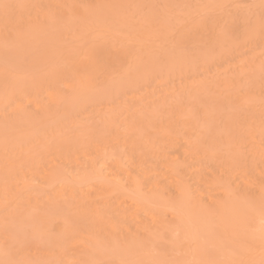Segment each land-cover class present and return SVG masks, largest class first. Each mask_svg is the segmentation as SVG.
Segmentation results:
<instances>
[{
	"label": "rangeland",
	"instance_id": "rangeland-1",
	"mask_svg": "<svg viewBox=\"0 0 264 264\" xmlns=\"http://www.w3.org/2000/svg\"><path fill=\"white\" fill-rule=\"evenodd\" d=\"M97 1L98 0H0V77H1L0 78V89H1L0 91V101H1L0 103V262L5 260H15V261L23 262V264H94L93 262H96L95 259L96 257L97 259L99 258L98 259L99 264H109V263L110 264H201V263L202 264H262V261H264V246H262L261 244L260 237H261V230L262 228H264V218H263L264 216L262 217L263 218L262 220H259V218H257L258 214L261 215V210H260L261 206L260 208L258 207L261 200H258L259 201L258 203L257 198L259 196V199H261L260 198L261 192L259 193L261 188H259L258 190V187L260 186L261 180H262L261 184L264 185V179L263 176L261 177L260 175H258L257 171L262 170L263 171L262 173H264V169L262 168L264 166V161L262 162L263 165H261L260 163L261 169H258L260 165L258 167L257 165L259 163L258 161H261V159L264 157V150H263L264 144H262L264 143V102H263L264 101V84H263L264 83V78H263L264 77V72H263L264 71V45H263L264 27L261 28L262 26H260L259 20L257 21L256 19L257 23L254 22L255 24L254 25L253 21L249 19L250 21L247 22L248 23L251 22L253 27H251V25L249 24L248 26L251 27V30H249L250 27L247 26L248 30L250 31L249 34L247 32L248 34L247 37H249V39L253 38L251 39L252 41L250 40L251 42L249 43V39L246 40L243 37H242L243 41L242 40L238 41L240 32L238 33V37H234L237 39V42L233 38L232 40H230V42L228 40L231 39L232 35H234L238 29H241V27L239 28V26H243L244 29L246 27L245 22L241 23V20L242 21L244 19L246 20V18L248 19V17H246L247 16L246 13L243 14L241 10L240 13H242L243 16L246 15L245 16L246 18L245 17L241 18L242 14H240L241 16L238 15L239 12L238 7L239 9L240 8L245 9V7L252 9L254 7L255 9L256 6L254 5V2L252 0L249 1L247 0L248 2L245 0L246 2L244 3V1L239 0L240 3L239 2L238 3L240 5L238 6V3H236V0H234L233 2L236 3V7L234 8H237L236 12L238 11L236 13L237 14L236 15L237 20H236V16L234 14L235 11L233 12L231 10L233 9V6L235 4L232 6L231 1L230 3H228V7L231 4L232 7L230 10L231 12H233V14L230 12L228 7L226 8L227 6L226 4L225 8L222 7L224 8V10L223 9L221 10V12H223L224 14L223 15L220 12V10H218L217 14H214L213 12L211 13L209 11L208 12L202 11V7L199 6L201 5V3L203 4L202 0L201 2H199L198 0L200 4L196 2V0H191V1L180 0V2L178 0L175 1L174 0H139V1L136 0L138 1V3L141 2L140 5H138L135 0H130L131 2H129V0H126L128 2L127 3L128 5L125 6V8L127 7L128 10L124 9V7H122L120 4V0H118L117 4L119 3L120 8L125 11L123 12L121 11V9L119 10L123 13V17H126V15L124 16V14L127 11H131V9L132 10L134 9L132 7L134 5L137 12L135 10L133 12L139 15V17L141 16L142 18V16L144 17L146 15V17L149 16V18L151 17L152 19L156 16V19L155 20L153 19L154 21L158 19L160 22L163 21V24L165 23L169 24V27L171 26L173 28L175 26L173 29H171L174 31L177 29L176 28L178 26L177 22L179 23V19L177 20V17L179 16L180 19L182 18L183 21L182 23V21L180 20V22L183 24L181 25L182 26L181 30L183 32L180 31V34H183V36L182 35H181L182 37L179 36V39L182 40L185 37H187L186 34H189L188 38H190V36H193L194 38V40L193 38L192 39L190 38L191 41L192 40L194 41V44L192 43V45H189L190 47L187 46L186 44L187 39L185 38L186 41L185 44H183L184 47L176 46L174 49L172 48V42L167 41V44L171 46L170 48L162 47L163 48L162 52H164V50L166 52V55L164 53V57L161 56L162 52L160 50L162 45L160 44V41L158 44L161 46L156 44L157 46L160 47L159 49V47H153V46L151 48L150 46L149 48L148 46L145 48L146 46L145 44L148 45L150 43V42L147 43L145 41L146 39H144V43H143L144 47H142V45L141 47L139 45L136 46L137 43L141 44V42L139 43V41L138 42L136 41V44H131L130 46L129 44L132 43L131 41H133V39H131L127 47L130 50L134 51L133 53H131L133 54V56L134 53L137 52V55L136 53L135 55L137 56L136 57L137 60L140 57L139 60L141 59L140 62H142L140 63L139 61L137 62L135 57H133L134 62H132V56L130 55H129L130 57L128 56L130 60H128L127 59L128 53H125V51H124L125 53L124 55H126V59L124 55L120 53V50L118 51L120 54L119 53L115 54L116 51L115 52L111 51L114 48L112 49L106 48V51L105 50L104 52L102 51L103 55H101L100 53L102 47L100 48L97 45L100 43L102 44L104 35L107 34L101 32V36L103 37V39L101 40L100 35H99L100 37L95 35L96 33H98V31H96L92 35L90 29L89 31L87 29L88 35L85 36V39L86 38L88 39L85 40L82 37V39L85 40L86 42L82 44V42L79 41L82 45H79L78 42L79 48L78 46H77L78 49L76 48L77 43L75 39L78 40L77 38H79L80 35L76 36L78 32L76 33V35H74L75 32L73 31L75 30V28L73 30L66 27L67 21H69L68 22L69 25L67 26L71 28L72 25H70V21L72 23L73 20L78 19L80 16V15L78 16L79 13L82 14L83 17L85 18L88 17L87 13L90 14L91 11L95 12V7L93 8V6H96L95 3ZM103 1L106 2V0ZM187 1H189L190 3ZM191 2H193L192 3L193 5L195 4L194 10H196V7L198 5V10L200 9L199 10L200 14L204 12L206 19L204 17V14H202L199 15V19L197 16H193L195 17L194 19L195 21L191 17L190 20L192 22L191 21L185 22L184 17L187 18L185 14H187L186 12H188L189 10V9L187 10V4L190 5ZM205 2L206 0H204V3ZM103 4L104 3L102 2V4L100 3V6H98V8L102 6L101 9L102 12L106 11L105 9L103 10V8L106 7V5L104 6ZM4 5H10L12 7L5 8ZM114 5H115L114 2L113 4L111 3V7ZM180 7H182L181 13L184 14H180ZM113 9L114 7L112 8V11L114 12ZM191 9H193V6L191 7ZM252 9L250 11H252ZM225 10H227V13L225 12ZM246 10L245 12H247ZM141 11L143 15L141 14ZM158 11H159V16H157ZM177 11L179 14H176ZM97 12H95V14H97ZM108 12L109 10L107 9V14L109 15ZM133 12H130V14ZM105 13L106 12H103V15ZM116 13L119 12L117 11ZM136 14H134V20ZM175 14L177 15L176 18H174ZM192 14L189 15L188 18H190ZM210 14H214V15L213 16L211 15L210 18ZM219 14L220 16L223 15L222 22L219 21V17H220ZM252 14L254 15V13ZM193 15H197V12H195V14ZM227 15H229L228 18ZM253 15H252L253 18L252 17L251 18L252 19L256 18V16L254 15L255 16L254 17ZM46 16H48V20H50L49 22L52 25L51 27L52 29H50V32L48 26H46L47 22H45L46 23L45 26L43 25ZM90 16L91 14L89 15L88 18H90ZM99 16L102 17L101 12ZM109 16L111 17L113 16V14ZM128 16L131 15L128 14ZM263 16L264 15L261 14V16L258 17V19H263L260 20V23L263 22V26H264ZM93 17L95 18V15H93ZM14 18L15 19L19 18V19L15 20ZM53 18H55L56 21L57 19L58 20L64 18L65 19L64 22L63 20H61V22L58 23L60 27L57 26L54 28ZM113 18L115 19V16H113ZM138 18L136 22L141 23L142 21L141 18L140 21L138 20ZM80 19L81 16L78 19V21H80ZM215 19L216 20L218 19L217 22L215 21ZM206 20L210 21V23L207 22ZM213 20L215 21L216 24L213 22ZM225 20H227V22ZM175 21H177L176 24ZM228 21L230 24H228ZM190 22L192 26L191 24H188ZM237 22L239 23L238 25ZM62 23L63 25H61ZM207 23L209 24V26L207 25ZM213 23H214L213 26L216 25L219 26V27L217 26L219 30V32H217V35L215 34L217 28L215 29V27L212 28L213 26H211V24ZM226 23L227 25L224 26V24ZM87 24L89 25V23ZM257 24H259L263 35L260 34L261 31H259V26ZM42 25L43 28L46 27L49 33L48 34L47 31L46 32L44 31L45 37L47 36V34L49 38L50 37L52 38V36L54 37V39L52 40L53 47L50 46V44H47L49 48L47 46V50H46V46L44 45L46 52H48L49 50L52 51L54 49V46L55 48H57V50L58 49L59 51L62 50L60 51L59 55L57 54L59 51H56L57 53H55V51L52 52L53 56H50L49 59L50 63H48V61H43V59H41L42 54L40 55L37 51L40 49V47L42 48V51H45L42 44H44V41H46L47 38L45 39L43 35L44 37L43 43L41 42L39 43V41L38 43H36L37 41L36 37H39L38 40H40V36L42 38V35H40V33L38 35L37 33V36H35L36 34H34V32H36L34 31L36 30V27L39 26L40 28ZM55 25L57 24L55 23ZM222 25L223 27H221ZM232 25H235L236 27L234 26L232 27ZM189 26L190 28L193 27V29L190 30V33L188 30ZM203 26H206V28L205 27L203 28ZM169 27L167 28L169 29ZM43 28L40 30V32L43 30ZM184 28L185 30H188L186 34ZM200 28L201 30L199 31ZM209 28H210V32L214 30V33L211 32L210 34H207ZM101 29L98 28L99 31ZM179 29L180 26L178 28V31L176 32L172 31L174 36L172 40L174 39L173 43L175 45L176 43L182 44V41H180V43L178 42L179 40L176 41L177 39L176 36L179 33ZM253 29L255 31H253ZM55 30L57 35L55 32H52ZM95 30H97V28ZM196 30L199 33L200 37H198V33L196 32ZM225 30L228 32V35L227 32L224 33ZM229 30L231 32V37L229 36L230 35ZM160 31L163 32L162 29H160ZM168 31L166 33H168ZM201 31L203 32V34L206 33L207 31L206 35L205 34L201 35ZM218 33H220L221 38L219 37ZM164 34L161 35V39L162 36L163 39L165 38ZM254 34L255 36L257 34L258 36L257 39L255 37L256 39L255 44L258 43V45H256V48L254 44ZM212 35L216 38L214 37L212 38ZM236 35L237 34H235V36ZM111 36H109L110 38L108 39V44L110 43L109 40L111 39ZM116 36H118L119 40L122 37V36L119 37L120 35L117 34ZM92 37L93 38L97 37V38L92 40ZM205 37L206 40L203 39ZM226 37L228 39H226ZM260 37L263 39H261ZM56 38L58 40L57 43L61 41L58 47L57 44H54ZM156 38H157V33H156ZM97 39H99V41L101 40L100 43H98ZM94 41H96V44H93ZM200 41L202 42V44ZM219 41H221L220 45H219ZM231 41H233L232 42L233 45L235 44L233 47H237V46L239 47L238 51L236 48L234 49L233 47L229 48V46H232V44H230ZM210 42L214 46H212ZM244 42L245 44L246 43L247 44L244 45ZM34 43L37 46L35 48L36 51L35 49L34 50L32 49L33 46L35 45ZM74 43L75 46L72 45ZM197 43L198 45H195ZM39 44L42 46H40ZM66 44H68L67 45L68 48H70V46L72 47V49L74 48L73 52L75 53H76V51H74L75 48L77 49V52H79L78 50H80L81 51L80 56L82 57L80 56L79 58L77 57L78 60L76 58L75 61L73 59V63H72L71 57L73 56L71 55H73L72 54L73 52L72 49L70 51L66 47ZM216 44H218L219 46L227 45L228 47L227 46L225 47L226 50L225 48L220 47V49L223 48L222 50H220L218 49L219 46H217ZM30 45L31 47L29 51L27 49V52L25 53L24 49L29 47ZM125 45H127V43ZM206 45L207 46L210 45V47H207ZM114 46H115V50L119 49V46L116 48V44H114ZM252 46H254V48H252ZM99 48L100 51L98 52ZM144 48L146 51H149L148 49L152 51L147 52V54L143 56L142 54L144 53ZM166 48L167 50L168 49L169 50L166 51ZM188 48H190V50H187ZM192 48L194 49L192 50ZM85 49H87V51H85ZM123 49H124V45H123ZM129 49L127 51H129ZM180 49L181 51H177ZM232 49L234 51L233 53L231 51ZM42 51L39 52L41 53ZM154 52H156V54ZM220 52H222L223 55L225 53L227 54V57H225L226 60L222 55L223 58V60L221 58L222 62L218 59L221 56ZM228 52L232 54L230 55ZM54 53H55V57L58 55L56 58L57 60L54 57ZM67 53L69 58L67 57ZM185 53L186 56L184 57ZM47 54L52 55L50 53ZM138 54H140L139 57ZM148 54L152 55L150 56L151 59L149 58L150 61H147L148 59L146 61H143L145 60V58L148 57ZM176 54L179 55L178 59L176 58L177 57ZM159 55L160 57H158ZM194 55L195 57H193ZM216 55L218 56V58ZM113 56L114 57L118 56V58H116L117 68L115 69L116 70L118 69V71L120 69L119 72L122 71V73H119L115 69H113L115 63H113L114 65L113 64L110 65L109 69L107 68L106 62H104V60L107 61V63L109 62V59L113 61ZM119 56L121 57L120 59ZM153 56H156L158 60L155 61V58ZM171 56L174 58L175 62L177 61V63L174 62V65H176L174 67L175 69L173 68L172 65L174 60L173 59L171 60ZM52 57H54L53 61H51ZM83 57H85V60L83 59ZM90 57L93 58L90 59ZM165 57L167 60L165 59ZM18 58L19 60L15 62V60H17ZM80 58L82 59L83 62L87 63L89 61L87 63V65L89 66L91 62L94 65L95 64L97 65V67L95 66L96 67V70L94 71L95 73H93L91 72V69H93L92 68L93 64H92L89 73V78L87 75L88 81L86 82V86L87 84L89 86L83 87L84 84H81L80 85L81 88L83 87L82 91L79 90L81 89L80 86H78V84L74 82V80L76 81L75 79L76 74L74 75V73L75 72L77 73L79 70H81V68H78V66L80 65L79 62L77 64H75L74 62L77 61L81 62ZM94 58L95 59L98 58V60L92 61V59ZM185 58L186 61L184 63L183 61L185 60ZM203 61L205 63H203ZM214 61H216V63H218L219 61L218 63L219 66L218 64H215ZM64 62H65V66L68 65V62L72 63L73 67L71 66V64H69L68 70L70 69L69 67H71L70 71L72 72L71 75L72 76L74 75V79H71L72 76H70L69 72H67L68 75L66 74V71L68 70L67 67L64 68ZM83 62H81V64H83ZM201 62H202V66H201ZM100 63L102 64V66H100ZM84 64H83V68H86L85 67L86 64L85 65ZM118 64L120 65L119 68H118L119 66ZM32 65L33 67H31ZM190 65L192 66V68ZM103 66L104 67L106 66V70L108 71L103 72L101 69L103 68ZM55 67L57 68V70ZM177 67L179 68L176 69ZM203 67H206V69L204 70ZM9 68H11L10 69L11 71L9 70ZM75 68H77L78 71L73 70ZM111 68L112 71L110 72ZM121 68L124 69L121 70ZM249 68L252 70L250 71ZM138 69L140 70L139 72H137ZM103 70L105 69L103 68ZM184 70L186 71L188 70L187 74L186 71L184 72ZM253 70L255 72H253ZM134 71L135 73L137 72V74L134 75ZM157 72L160 74H158ZM161 72H163L162 75ZM140 73L142 74V76ZM123 74L124 75L126 74L125 80H124V76L122 77ZM7 76H9V78ZM10 76L12 77L10 78ZM244 76H245V80H244ZM119 78L123 80L120 81ZM146 78L147 80H145ZM240 78L241 80L244 81L242 82ZM69 79L73 81L70 83ZM82 79H84V77ZM46 82L47 84H45ZM67 82H69V85H67L68 84ZM258 82L261 84H258ZM50 84L53 86L52 87L53 89L54 86L57 89V91L55 89L53 91L50 88V90L53 91V94H55V96L54 95L52 96V92L50 90L49 91L47 90V88L49 89V87H51ZM73 84H75V86ZM34 88H37L36 92L34 91L35 90ZM261 88H262V92H261ZM83 90H85V92H83ZM254 91L257 93L255 94ZM49 92H51V96H52L51 98L54 97L55 101L54 98L52 101L51 99L46 98L47 96H49L47 95V93ZM260 92L261 94H259ZM12 94L13 96H15L14 98ZM10 96L12 97L9 99ZM5 98L8 99L4 100ZM43 98H45L46 100ZM40 99L43 100L41 101ZM48 99L50 103H47ZM256 99H258V101H256ZM39 100L41 102H37ZM56 101L58 103H56ZM18 104L19 106L21 105L19 108L17 106ZM25 104L26 105L29 104V105L26 106ZM66 105L68 107L70 106L71 108L70 107L67 108ZM16 108L18 109L14 111V109ZM63 108L66 111L65 110L63 111ZM13 111L15 114L13 113ZM257 123L258 126L260 125L258 128L256 127ZM12 126L14 127L12 128ZM180 132L181 135H179ZM252 132L253 134H251ZM177 135L178 138L176 137ZM251 137L253 138V140L251 139ZM206 139L208 140V142L206 141ZM190 140L191 141L194 140V143L193 141L190 142ZM192 147L194 148L192 149ZM241 148L243 149L241 150ZM261 149L263 151L262 152L263 155L260 153ZM157 150L159 151L158 154H156ZM191 150L193 151L191 152ZM225 151H227L229 155L227 156V158L230 163H228L227 158H225L227 155ZM221 152H225L223 156H222L223 153ZM212 154H214L213 155L214 157L212 156ZM221 156L224 157V162ZM127 158H128V162H127ZM240 158H242L243 160V161L239 160L241 167L239 163L237 166V160ZM95 159L96 162L94 161ZM133 160L135 163L133 162ZM170 160H172L171 163H169ZM137 163H139V165ZM221 163L223 166L221 165ZM242 163L245 165H243ZM142 164L144 165V169ZM178 164L180 165V168L178 167ZM253 164H256V166H253ZM115 165H118L117 167H119L118 169L120 170V172L118 173H122L120 175L122 178L121 181L123 180L122 184H124L123 182L126 183L125 181L126 174H127V179L129 177L128 176L129 173H131V177H132V173L137 176L136 179L139 182H141V189H140L141 194L143 191L147 192V190L156 183H160L161 185L164 184V186L166 185L165 190L159 189V192L157 191L154 192V194H150V195L146 194L145 196L147 197V200L149 198L150 212L152 209L153 211L155 210V212L160 211L161 214H159V216L161 215L162 219L159 218V222L161 221V223H163L167 221V229H169V231L165 233L166 234L168 233L167 235H169V237L167 238L169 240L164 239L165 234H162L161 232L156 233L155 237L157 236L158 238L159 233H161L163 236L162 238H161V234L159 235L158 239L154 237L156 240L153 238L154 240L147 239L148 240L147 241L146 240L147 237H146L144 238L146 240L145 242L144 240H142V238H140L139 240V237L136 236V234H134L135 238H133L134 237L133 234L131 235V237L130 236L128 237L127 234H130L128 233L129 229L132 228V230L130 231L131 233H135L137 231L136 229L137 225L135 224V222L138 217H135L134 214L137 211V208L139 209V206L136 205L137 204L136 200H133L135 199V197L137 198V196L135 195V197H132L134 195H132L131 192H127L128 189L124 188L123 192H121L122 191L121 190L119 193V190L117 189H118V185L121 184V181L120 182L118 181L119 184L117 185L115 182L111 183V181L107 178L108 180L104 181L106 189L104 188V184L102 180H104L105 175L111 174L109 173V169L110 172L112 171V168L113 171L117 169ZM247 165L248 167L252 168L253 166L255 168V169L252 168V171L251 168L248 170L251 176L254 175L255 172H256L255 176L256 175L259 176V178H257V176L255 178L252 176L253 179L251 181L252 182L257 181V183L254 182L256 183L254 184L256 188L254 187L251 189L249 188L247 189L245 179L249 181L250 178L246 167L243 168V170L246 169V171L241 173L242 167ZM100 166L102 167L100 168ZM228 166L230 167V169L228 168ZM94 168L96 171L94 170ZM132 168L134 172H132ZM226 168L228 169L226 170ZM92 169L94 170L95 173L93 172ZM171 169L172 170L175 169V173H176L175 176L171 175L173 174V172L171 174L169 173V170ZM177 169L179 170V172L183 173V178L185 174L188 173L187 177L185 176L186 179L188 177L189 179L190 178L192 179L190 181V184L193 183V185L191 186L192 187L191 198L195 201H193L191 198L189 200L187 199V197L186 198L179 197L177 198V200H174L175 198L173 197L172 200L176 202V207H177L174 210V208L171 206L172 204L173 206H175V204L172 202L170 198L171 201L170 202L171 205H170L168 199L169 196L174 195L176 192L174 189L176 188L177 179H179V177L177 176V172H178ZM253 169L256 170L254 171V173H252ZM234 170H236V172H234ZM87 171H88V175H90L89 177H91L92 179V182L91 180H88L87 182V177H88ZM165 171H167V174H169V176L165 177L164 175V173L166 174ZM226 171L228 172L226 173ZM102 172L103 173L106 172V173L102 176L103 178L100 180V177L98 178V176H101L103 174ZM238 173H240L239 175L240 177L238 176ZM189 174H191L192 176H190ZM63 175L64 177L67 176V178H63ZM155 175H157L156 180H155ZM180 177L182 178V175H180ZM232 177L235 178L236 181H234ZM163 178L165 179V181ZM226 178H228L230 182H227L228 180ZM79 180L80 181L83 180V182L80 183ZM219 180H222L223 182L226 181V183L223 182L221 183V181L219 182ZM89 181H90V185H89ZM143 181H145L144 184ZM206 181L207 182L209 181V183H207ZM43 182L44 185H42ZM171 182L173 183L175 182L174 185H172L173 183ZM40 183L41 186L38 185ZM92 183L95 184V186L97 187L96 189L94 188V184L91 185ZM229 183L230 185H228ZM83 184L85 185V187H83ZM115 185L117 188L115 189L116 191H114ZM127 185L128 184H126L125 186ZM225 185H227V187L224 188ZM239 185H240V189L238 188ZM247 185L249 186V182L247 183ZM81 188L82 189L88 188L87 196L85 193L86 196L85 199L81 197L82 195H80V193L82 194ZM153 188L158 189L156 187ZM119 189H121V187H119ZM203 189H205L204 193L202 192L204 196L200 191ZM59 190H64L62 191L63 194L61 192L59 194ZM228 191H230L229 193L231 194L233 193L232 194L233 196L235 194L236 196L235 199H233V196L229 194ZM124 192L127 194H125ZM149 192H151V189ZM161 194H163V196ZM237 194H240V196ZM142 196H144V193ZM252 196L255 197L254 201ZM101 197L103 198L102 201L100 200ZM106 198L108 201L106 200ZM230 198H232V200ZM78 199L80 200L79 202ZM81 199H84L85 201L87 199V201L85 202L84 200ZM224 199H225L224 201L225 204H227V201L229 200L228 206L224 205V208L221 207L218 208L219 203ZM119 201H120L119 203L120 206L118 205ZM150 201L153 204H151ZM246 201H248L249 205L247 204ZM207 202L208 204H206ZM257 203L258 205H256ZM209 204H212V206H209ZM229 204L230 206H232L231 204H233L234 206L230 207ZM142 206L140 205V208H142L141 211L144 213V216H143V223L140 224H143L145 226V224L148 223L147 225V227L149 226L148 230L150 228L151 231V227H153L152 222L149 225L150 222L148 221L145 222V220L149 219L152 213H149V211L146 209L147 207L145 208V205ZM254 207H257L256 210ZM160 208H162V210ZM182 210L186 211L187 217L189 214L192 213V211L195 212L196 216L198 213V216L195 218L196 221H194L193 219L194 214L193 216L189 215V217H192L193 219L191 221L195 222V223L190 222L188 224L190 228L188 227L187 224H185V226L181 225L180 227H178L177 215H180ZM257 210H259V213ZM253 211H255V213L257 212V214L254 215ZM85 213L89 219L85 215L82 216ZM145 213L146 214L149 213V215L148 214L146 215ZM132 216L135 218L133 219ZM145 216L146 218H144ZM176 216L177 218L175 221L174 217ZM94 217H95V221H94ZM92 219L93 222L91 223L90 220L92 221ZM127 221H129V223H126ZM249 222L251 223V227ZM259 222L261 225L259 224ZM73 223L75 226L73 225ZM102 223L103 226H101ZM256 223L259 225L257 226ZM131 224L132 226H129ZM191 224H194L193 225L194 227H192ZM59 225L62 227V230L60 232L59 231L57 232V228L60 227ZM78 227H80V229ZM99 227L100 228L104 227L105 229L104 230L102 228L99 229ZM142 227L143 226H141V228ZM184 227L186 229L182 231ZM63 228L65 229L66 232L63 231L64 230ZM82 228L84 231H81ZM112 228L113 231H111ZM252 228H253V232L251 237L250 232L252 231L251 230ZM152 230L156 232L157 226L154 227ZM170 230L172 231L174 230L177 233V234L175 233L177 236L176 240H175L176 238L175 234L173 236L174 239L173 237H172L173 240L171 239L170 235L172 233L171 234L169 233ZM185 230L187 236L184 233ZM193 231L195 232L197 238L196 236H194ZM145 232L147 233L149 231L146 230ZM190 232L191 234L188 235V233ZM254 232H256L258 236L254 235ZM121 235H123V237H121ZM115 236L117 237L116 240H115ZM139 236L142 237V234ZM255 236L258 237L257 240L259 241L255 242L256 241ZM249 237H251L252 239H250ZM159 239H161V241ZM95 240L97 245H95V248L93 246L94 250L96 249V252H94V254L98 253V256L94 255L95 256L94 257L93 249L92 251L90 250V252H92V256L93 259H95V261L93 260V262L89 263L90 260L88 261L86 257L85 259L82 258L83 256L82 251L86 247L87 249L92 248V246L88 247V244L90 243V241H92L91 244H93L94 243L93 241ZM113 241L115 242V244L113 243ZM163 241L167 246H165V244L162 245ZM159 243L162 248L160 247ZM179 245L181 247V250L177 249V247L179 248ZM164 246H165V251L167 250L166 252H164ZM189 248L191 252H189L188 250ZM160 250L163 251L164 254L163 252L160 253L161 252ZM162 254L164 258H162L163 256L161 257ZM88 256L89 254H87V257ZM248 256L250 258H247ZM193 257L195 262L192 260ZM207 258L209 261L206 260ZM90 259H92V257ZM188 259L190 260L188 261ZM198 259L200 262L198 261Z\"/></svg>",
	"mask_w": 264,
	"mask_h": 264
},
{
	"label": "bare ground",
	"instance_id": "bare-ground-1",
	"mask_svg": "<svg viewBox=\"0 0 264 264\" xmlns=\"http://www.w3.org/2000/svg\"><path fill=\"white\" fill-rule=\"evenodd\" d=\"M98 1H99V4H98ZM95 4H96V6H93V8L95 7V12H97V14H95V12L94 11H91L90 12V14H91V16H90V18H88L89 17V13H87V16L88 17H83V15L82 14H78V16L80 15L81 16V19H80V21H78V19L80 18V16H79V18L78 19H75V20H73L72 21V23H71V21H70V25H72L71 26V28L70 27H68L67 25H69L68 24V22L69 21H67V20H65V21H67V25L66 24H64V25H66V27L67 28H69V29H73L74 30V28H75V30L73 31V32H75V34L74 35H76V33L78 32V34L76 35V36H78V35H80V37L79 38H77L78 40H76L75 39V41H76V48H77V46H78V42L79 41H81L82 42V44L84 43V42H86L85 40H87L88 38H86L85 39V36H87L88 35V31H89V29H90V32L92 33V35L96 32V31H98V33H96L95 35L96 36H101V32L102 33H106L107 35H104V39H103V37L101 36V40L103 39V41H104V44H103V41H102V44L100 43V41H99V39H97V41H98V43H100V44H98L97 46H99L100 48L102 47V50H101V55H103V53H102V51L104 52V50L106 51V48H109V49H112V48H114V49H112L111 51H116L115 52V54L116 53H119L118 51L120 50V53H122V55H124L125 53H128V55H127V59L128 60H130L129 58H128V56L130 55V56H132V62H134V59H133V57H137L136 55H137V52H135L136 53V55H135V53H134V56H133V54H131V53H133L134 51L133 50H130L127 46H128V43L131 41V39H133V41H131L132 43H130L129 45L131 46V44H136V41L138 42L139 41V43L141 42V44H136V46H140L141 47V45H142V47H144V45H143V43H144V39H146L145 41L148 43V42H150L148 45L147 44H145L146 46H145V48L148 46V48H149V46H150V48L153 46V47H159V46H161V52H162V50H163V48H165V47H167V48H170V46L171 45H168L167 44V41H169V42H172V48L174 49L176 46L178 47V46H181V47H184L183 46V44H185V41H186V39H187V41H186V44H187V46H189V45H192V43L194 44V38H193V36H190V38L192 39L193 38V40L191 41L190 40V38H188V36H189V34H186V32H188V30H189V33H190V30L191 29H193V27H191L190 28V26H189V28H188V30H185V28H184V30H185V34L187 35V37H185L184 39H182V40H180L179 39V36L180 37H182L183 36V34H180V31L181 32H183L182 30H181V28H182V26L181 25H183L182 23H183V21H182V18L180 19V17L178 16L177 17V20L179 19V23L177 22V21H175V24H176V22H177V24H178V26L175 28L176 30H171V29H173L171 26L169 27V24H163V21L162 22H160L158 19L156 20V21H154L155 19H156V16L154 17V18H152L151 19V17L149 18V16L148 17H146V15L143 17L142 16V18H141V16L139 17V15H137L136 13H134L133 11L135 10L136 11V9H135V7H134V5L132 6L134 9L132 10L131 9V11H127L125 14H124V16L126 15V17H123V13L121 12V11H123V12H125L123 9H121L120 8V5H119V3L117 4V2H118V0H106V2H104L103 0H102V2L104 3L103 5L105 6L106 5V7H104L103 8V10L105 9L106 11H103V12H106L104 15H103V12L101 11V9H102V6L100 7V8H98V6H100V3L102 4V2H101V0H98ZM136 1V0H135ZM139 1V0H138ZM138 1H136L137 2V4L138 5H140L141 4V2H139L138 3ZM175 1V0H174ZM179 2H180V0H178ZM186 1V0H185ZM191 1V0H190ZM230 1H231V3H232V6H233V9H231V4L229 5V7H228V3H230ZM234 0H206V2L204 3V0H202V2H203V4L201 3V5H199L200 7H202V11H209V12H213L214 14H217V12H218V10H220V12H221V10L223 9L224 10V8H225V5L227 4V6H226V8L228 7L229 8V10L231 9L233 12L235 11V16L237 15L236 13L238 12V15H240V14H242V13H240L241 12V10H242V12H243V14L244 13H246V17H248V19L245 17V16H243V14H242V16H241V18H246V20L244 19L243 21L241 20V23L242 22H245V24H246V27H245V29L243 28V26H239V28L241 27V29H238L236 32H235V34H237L236 36H235V34L234 35H232V37H231V32H230V30H229V36L231 37V39H228L229 38V36H228V38L226 37V39H228L229 40V42H230V40H232V38L234 39V40H236V42H237V39L236 38H234V37H238V33L240 32V36H239V39H238V41H241L242 40V37L244 38V39H246V40H248L249 39V37H247L248 36V34H249V30H251V27H253V25H252V23L250 22V23H248L247 21H250V20H252L253 21V24H254V22H256L257 23V21L259 20V24H260V26H262L261 28H263L264 26H263V22L262 23H260V20H263V19H258V17L259 16H261V14L262 15H264L263 14V11H264V0H252L253 2H254V5L256 6L255 7V9H254V7H253V9L252 8H246L245 7V9L244 8H240L239 9V7H238V11L236 12V10H237V8H234V7H236V3H238L239 2V0L237 1L236 0V3L235 2H233ZM241 1H244V3L247 1H245V0H241ZM249 1V0H248ZM247 1V2H248ZM113 2L115 3V5L114 6H112L111 7V3L113 4ZM123 2V3H122ZM129 2H131L130 0H129ZM159 2V1H158ZM162 2H165V1H162ZM187 2H189V1H187ZM196 2H198V0H196ZM199 2H201V0H199ZM198 2V3H199ZM110 3V4H109ZM128 2L126 1V0H120V4H121V6L122 7H124V9H126V10H128V8L126 7L125 8V6H127L128 4H127ZM190 3V2H189ZM193 2H191V6L189 5V4H187V10H188V12H186L187 14H185V16H187V18L186 17H184L185 18V22H187V21H191L190 19H191V17H192V19L194 20L195 19V17H193V16H197L198 17V19H199V15H202V14H204V12L202 13V14H200V9L198 10V5H197V7H196V10H194L195 9V7H194V5L192 4ZM240 3V2H239ZM238 3V6L240 5ZM243 3V4H244ZM28 4H29V1H28ZM132 4V3H131ZM134 4V3H133ZM137 4H136V6H137ZM160 4V3H159ZM175 4V3H174ZM197 4V3H196ZM200 4V3H199ZM252 4V3H251ZM27 5V4H26ZM117 5H118V7H117ZM157 5V4H156ZM186 5V4H185ZM107 6H108V8H107ZM178 6V5H177ZM188 6H189V8H188ZM193 6V9H191V7ZM257 6H258V8H257ZM22 7V6H21ZM27 7V6H26ZM29 7V6H28ZM114 7V12L112 11V8ZM222 7H224V8H222ZM250 7V6H249ZM110 8H111V11H110ZM118 8V9H117ZM183 8H184V6H183ZM186 8V7H185ZM107 9L109 10V15H111V14H113V16H115V19L113 18V16H109L108 14H107ZM121 9V11H119ZM138 9V8H137ZM178 9H179V7H178ZM181 9H182V7H180V14H184V13H181ZM247 9V10H246ZM252 9V11H250ZM172 10V9H171ZM194 10V11H193ZM211 10V11H210ZM228 10V11H229ZM231 10H230V12H231ZM245 10L247 11V12H245ZM249 10V11H248ZM256 10H257V12H256ZM119 12V13H116V12ZM194 13H193V12ZM215 11V12H214ZM258 11H260V12H258ZM94 12V13H93ZM100 12H101V14H102V17L101 16H99L100 15ZM130 12H133V13H131L130 14ZM137 12V11H136ZM157 12V11H156ZM195 12H197V15H193V14H195ZM206 12V13H207ZM225 12L227 13V10H225ZM233 12H231L232 14H233ZM114 13H115V15H114ZM139 13V12H138ZM161 13H162V10H161ZM193 13V14H192ZM199 13V14H198ZM222 14H223V12H221ZM248 13H249V16H248ZM252 13H254V15L256 16V18H254V19H252L253 17H252ZM261 13V14H260ZM99 14V15H98ZM128 14L129 15H131V16H128ZM134 14H136V16H137V18H138V20L140 21V18H141V23H137L136 21H137V18H136V16H135V20H134ZM141 14L143 15V13H142V11H141ZM176 14H179L178 13V11H177V13ZM175 14V17L174 18H176V15ZM192 14V16H190V18H188L189 17V15H191ZM214 14H210V18H211V15L213 16ZM257 14H258V16H257ZM77 15V14H76ZM93 15H95V18L93 17ZM97 15H98V17H97ZM106 15V16H105ZM119 15H120V17H119ZM155 15H156V13H155ZM224 15V14H223ZM223 15H221L220 16V14H219V21L220 22H222V19H223ZM229 15H230V13H229ZM229 15H227V18H228V16ZM253 15V16H254ZM128 16V17H127ZM157 16H159V11H158V15ZM162 16V15H161ZM183 16V15H182ZM208 16H209V13H208ZM234 16V15H233ZM254 16V17H255ZM110 17V18H109ZM132 17H133V19H132ZM204 17H205V14H204ZM203 17V18H204ZM250 17V18H249ZM252 17V18H251ZM8 18V17H7ZM56 18V17H55ZM55 18H53V25H54V28L55 27H60V25L58 24V23H60L61 22V20H63V22H64V19H61V20H58L57 19V21H56V19ZM87 18H88V21H87ZM116 18H117V21H116ZM162 18V17H161ZM160 18V19H161ZM173 18V19H174ZM202 18V17H201ZM217 18H218V16H217ZM232 18V17H231ZM263 18H264V16H263ZM15 19V18H14ZM16 19H19V18H16ZM15 19V20H16ZM107 19V20H106ZM154 19V20H153ZM205 19H206V17H205ZM239 19V18H238ZM250 19V20H249ZM256 19H257V21H256ZM162 20V19H161ZM180 20L182 21V23L180 22ZM218 20V19H217ZM217 20L215 19V21L217 22ZM236 20H237V16H236ZM50 20H48V16H46V18H45V20H44V26L46 25V23L45 22H47V25L46 26H48V29H49V32H50V29H52L51 27H52V25H51V23L49 22ZM56 21V22H55ZM59 21V22H58ZM170 21V20H169ZM195 21V20H194ZM207 22H209L210 23V21H208V20H206ZM215 21L213 20V22L215 23ZM226 22H227V20H225ZM224 21V22H225ZM231 21V20H230ZM49 22V23H48ZM77 22H78V24H77ZM91 22H92V24H91ZM158 22V23H157ZM160 22V23H159ZM192 22V21H191ZM191 22L190 23H188V24H191ZM236 22V21H235ZM239 22V21H238ZM237 22V25L239 24ZM55 23L57 24V25H55ZM87 23H89V25L87 24ZM214 23L213 24H211V26H213L214 25ZM219 23V22H218ZM216 24V23H215ZM220 24V23H219ZM228 24H230L229 23V21H228ZM251 25V27L250 26H248V25ZM259 24H257L258 26H259ZM43 25L39 28V26H37L36 27V30H34V31H36V32H34V34H36L35 36H37V33H38V35H39V33H40V35H42V38H41V36H40V40H38L39 39V37H36L37 38V41H36V43H38V41H39V43L41 42V43H43V40H44V37H45V35H44V31L46 32L47 31V29H46V27L45 28H43ZM51 25V26H50ZM61 25H63V23L61 24ZM88 25V26H87ZM207 25L209 26V24L207 23ZM227 25V23L226 24H224V26H226ZM255 25V24H254ZM256 25V26H257ZM74 26V27H73ZM172 26H173V23H172ZM179 26H180V29H179V33L177 34V36H176V41H178L179 43H180V41H182V44H178V43H176V45L173 43V40H172V38H174V36H173V32H176V31H178V28H179ZM191 26H192V24H191ZM217 26L218 25H216V26H213L212 28H214L215 27V29L217 28ZM236 27L235 25H232V27ZM250 27V29L248 30V27ZM260 26H259V31H261L260 32V34H262L263 35V33H264V30H263V33H262V30H261V28H260ZM167 27H169V29L171 30V33H172V36H171V33H170V30L167 28ZM206 28V26H203V28ZM219 27V26H218ZM221 27H223V25L221 26ZM230 27V26H229ZM38 28V29H37ZM43 28V30L40 32V30ZM93 28H94V31H93ZM97 28V30H95ZM98 28H103V29H101L100 31L98 30ZM194 28H196V27H194ZM198 28V27H197ZM238 28V27H237ZM87 29H88V31H87ZM160 29H162L163 30V32L162 31H160ZM165 29V30H164ZM166 29H167V31H168V33H166L167 31H166ZM186 29H187V27H186ZM226 29V28H225ZM246 29H247V31H246ZM32 30V29H31ZM37 30H38V32H37ZM92 30V31H91ZM105 30V31H104ZM201 30V28L199 29V31ZM205 30V29H204ZM208 30V29H207ZM235 30H236V28H235ZM257 30H258V28H257ZM173 31V32H172ZM222 31H223V29H222ZM253 31H255L254 29H253ZM52 32H55L56 33V30L55 31H52ZM100 32V33H99ZM196 32H197V30H196ZM212 33H214V30L213 31H211ZM210 32V28H209V31H208V33H207V31H206V33L207 34H210L211 33ZM217 32H219V30H218V28H217V30H216V32H215V34L217 35ZM227 31L225 30V32L224 33H226ZM243 32H244V34H243ZM247 32H248V34H247ZM47 33H48V31H47ZM55 33H54V36H55ZM71 33V32H70ZM156 33H157V38H159V39H157L156 38ZM164 33H166V34H164ZM198 33V32H197ZM206 33H204L205 35H206ZM234 33V32H233ZM253 33V32H252ZM49 34V33H48ZM48 34H47V36L45 37V39L47 38V40L46 41H44V44H42L43 45V47H44V50H45V46H46V50H47V44H50V46H52L53 47V42H52V40L54 39V37L52 36V38L50 37L49 38V36H48ZM116 34L117 35H120L119 37H121L120 38V40H119V38H118V36H116ZM160 34V35H159ZM162 34H164V39H163V36H162V39H161V35ZM180 34V35H179ZM203 34V32L201 31V35H204ZM219 34V37L221 38V35H220V33H218ZM259 34V33H258ZM43 35H44V37H43ZM56 35H57V33H56ZM72 35V34H71ZM94 35V36H95ZM111 35H113V36H111ZM170 35V36H169ZM182 35V36H181ZM227 35H228V32H227ZM89 36H91V35H89ZM99 36V37H100ZM109 36H111V39L109 40L110 41V43L108 44V39L110 38ZM141 36V37H140ZM159 36V37H158ZM169 36V37H168ZM195 36H196V34H195ZM208 36V35H207ZM224 36H225V34H224ZM249 36H251V35H249ZM27 37H28V35H27ZM69 37H70V35H69ZM82 37L85 39V40H83L82 39ZM135 37H137V38H135ZM142 37H143V39H142ZM145 37V38H144ZM198 37H200L199 36V33H198ZM214 36L212 35V38H213ZM255 37H256V39L258 38V36H257V34H256V36H255V34H254V44H255V42H256V39H255ZM263 37H264V35H263ZM97 38V37H96ZM95 37L93 38L92 37V40H94V39H96ZM116 38V39H115ZM169 38V39H168ZM170 38H171V40H170ZM209 38V37H208ZM214 38H216V37H214ZM261 38V37H260ZM69 39H71V38H69ZM112 39H114V40H112ZM140 39H141V41H140ZM166 39V40H165ZM190 40V42H189V40ZM199 39V38H198ZM204 40H206V37L205 38H203ZM251 39H253V38H251ZM251 39H249V43L252 41ZM261 39H263V38H261ZM117 40H118V42H117ZM195 40H196V38H195ZM202 40V39H201ZM207 40H209V39H207ZM233 40V41H234ZM251 40V41H250ZM49 41H50V43H49ZM57 38L55 39V41H54V44H57V47H58V45H60L59 43L61 42V41H59V43H57ZM123 41V42H122ZM127 41V42H126ZM156 41H157V43H156ZM159 41H160V44L161 45H159L158 43H159ZM162 41V42H161ZM165 41H166V43H165ZM233 41H231V43L230 44H232V42ZM243 41V40H242ZM263 41V40H262ZM63 42V41H62ZM113 42V43H112ZM125 42V43H124ZM154 42H155V44H154ZM164 42V43H163ZM201 42V41H200ZM217 42V41H216ZM216 42H214V43H216ZM220 42L221 41H219V45H220ZM228 42V43H229ZM236 42H234V43H236ZM247 42V41H246ZM112 43V44H111ZM127 43V45H125ZM205 43V42H204ZM211 43V42H210ZM212 43H213V41H212ZM211 43V45L212 46H214L213 44ZM248 43V42H247ZM246 43V44H247ZM35 44V43H34ZM80 42H79V45H82ZM93 44H96V41H94L93 42ZM92 44V45H93ZM106 44V45H105ZM114 44H116V48L119 46V49L118 50H115V46H114ZM121 46H120V45ZM153 44V45H152ZM156 44H158L159 46H157ZM171 44V43H170ZM201 44H202V42H201ZM229 44V45H230ZM237 44H239V43H237ZM245 44V42H244V45H246ZM252 44V43H251ZM259 44H260V42H259ZM40 45V44H39ZM42 45H40V46H42ZM45 45V46H44ZM63 45V44H62ZM67 45L68 44H66V47H67ZM73 46H75V43L74 44H72ZM109 45V46H108ZM111 45V46H110ZM113 45V46H112ZM123 45H124V49H123ZM155 45V46H154ZM165 45V46H164ZM167 45V46H166ZM195 45H198V43L197 44H195ZM217 46H219L218 44H216ZM235 45V44H234ZM233 44H232V46H229V48L231 47H233L234 46ZM256 45H258V43L257 44H255V48H256ZM263 45H264V42H263ZM125 46H126V49H125ZM169 46V47H168ZM186 46V45H185ZM202 46H205V45H202ZM207 46V45H206ZM227 46V45H226ZM225 45H222V46H219L218 47V49H220V47H223V48H225L226 47ZM251 46V45H250ZM30 47H31V45L29 46V47H27V48H25L24 50H25V53L27 52V49H28V51H29V49H30ZM37 46H36V44L33 46V50L36 48ZM90 47H91V45H90ZM103 47H104V49H103ZM120 47H121V49H120ZM163 47V48H162ZM190 47V46H189ZM194 47V46H193ZM207 47H210V45H208ZM228 47V46H227ZM238 47V46H237ZM237 47H233V49L234 48H236L237 49V51H238V49H239V47L237 48ZM241 47V46H240ZM48 48H49V46H48ZM51 48V47H50ZM68 48V47H67ZM75 48V50L74 51H76V53L75 52H73V49H72V47L70 46V48H68L70 51H71V49H72V54L73 55H71V56H73V57H71L72 58V63H73V59H74V61H75V59L78 57L79 58V56L81 55V51L80 50H78L79 52H77V49L79 48V46H78V48L76 49ZM80 48H82V47H80ZM100 48H99V50H98V52L100 51ZM145 48H144V53L142 54L143 56L144 55H146L147 54V52H151L150 51V49H148L149 51H146L145 50ZM167 48H166V51H168L167 50ZM222 48V49H223ZM228 48V49H229ZM250 48V47H249ZM252 48H254V46H252ZM61 49V48H60ZM91 49H92V47H91ZM129 49V51H127ZM131 49H133V48H131ZM159 49H160V47H159ZM194 48H192V50H193ZM195 49H196V47H195ZM216 49V48H215ZM222 49H220V50H222ZM233 49L231 50L232 51V53L234 52L233 51ZM17 50H19V49H17ZM23 50V51H24ZM46 50L45 51H42V48L40 47V49L39 50H37L38 51V53L41 55H43L44 53H46V54H44L43 56L41 55V59H43V61H48V63H50V61H49V59H50V56H53V54H52V52H54L55 51V53H57L56 51H59V49L57 50V48H55V46H54V49L52 50V51H48V52H46ZM64 50H65V48H64ZM84 50V49H83ZM97 50V49H96ZM122 50H123V52H122ZM184 50V49H183ZM182 50V51H183ZM187 50H190V48H188ZM225 50H226V48H225ZM262 50H263V48H262ZM16 51V50H15ZM35 51H36V49H35ZM39 51H42L41 53L39 52ZM60 51H62V50H60ZM60 51L57 53L58 55H59V53H60ZM67 51V50H66ZM85 51H87V49H85ZM93 51H95V50H93ZM124 51H125V53H124ZM145 51H146V53H145ZM177 51H181V49L180 50H177ZM229 51V50H228ZM20 52V51H19ZM92 52V51H91ZM130 52V53H129ZM176 52V51H175ZM185 52V51H184ZM226 52V51H225ZM21 53H22V51H21ZM47 53H50V54H52V55H48ZM55 53H54V57H55ZM90 53V52H89ZM119 53V54H120ZM155 54H156V52H154ZM162 53H163V55H162ZM161 53V56L162 57H164V53H165V55H166V52H165V50H164V52H162ZM168 53V52H167ZM177 53V52H176ZM182 53V52H181ZM222 52H220V58H218V56H217V58L221 61V58H222V55H223V53L221 54ZM229 53V52H228ZM231 53V54H232ZM15 54V53H14ZM14 54H12V55H14ZM20 54V53H19ZM78 55V56H76V55ZM109 54V53H108ZM114 54V55H115ZM153 54V53H152ZM158 54V53H157ZM160 54V53H159ZM230 54V53H229ZM230 54V55H231ZM17 55V54H16ZM57 55V56H58ZM75 55V56H74ZM90 55V54H89ZM93 55V54H92ZM170 55H171V53H170ZM177 55V59H178V54H176ZM184 55V54H183ZM183 55H182V58H183ZM218 55H219V53H218ZM18 56H20V55H18ZM46 56V57H45ZM57 56L55 57V59L57 58ZM70 56V55H69ZM129 56V57H130ZM140 56V54H138V57ZM150 56H152L151 54H148V57L147 58H145V60H143V61H146L147 59V61H150L149 60V58H150ZM186 56V53H185V55H184V57ZM14 57V56H13ZM54 57H52V59H51V61H53L54 60ZM63 57H66V56H63ZM63 57H60V58H63ZM67 57H68V53H67ZM75 57V58H74ZM80 57H82V56H80ZM94 57V56H93ZM93 57H90V59L91 58H93ZM98 57V56H97ZM104 57V56H103ZM109 57V56H108ZM124 57H125V59H126V55H124ZM154 58H155V61L156 60H158V58H156V56H153ZM158 57H160V55L158 56ZM174 57H175V55H174ZM193 57H195V55L193 56ZM207 57V56H206ZM223 57L225 58V57H227V54L225 53L224 55H223ZM234 57V56H233ZM69 58V57H68ZM70 58V59H71ZM78 58H77V60H78ZM116 58H118V56L117 57H114L113 56V61L111 60V59H109V62L107 63V61H105L104 60V62H106V65H107V68L109 69V67H110V65H112L113 63H115V65H114V68H113V66H112V68L113 69H115V68H117V66H116V64H117V60H116ZM121 57L119 56V59H120ZM140 58V57H139ZM139 58H138V60H137V58H136V60H137V62L139 61L140 62V60H139ZM182 58H181V60H182ZM202 58V57H201ZM37 59V58H36ZM83 59L85 60V57H83ZM90 59H88V60H90ZM123 59V58H122ZM151 59V58H150ZM165 59H166V57H165ZM174 60V58L171 56V60ZM198 59H200V58H198ZM215 59H216V57H215ZM217 59V60H218ZM256 59V58H255ZM19 60V58L17 59V60H15V62L16 61H18ZM21 60H22V58H21ZM57 60V59H56ZM80 60H81V62H83L82 61V59L80 58ZM93 60H98V58H94V59H92V61ZM111 60V61H110ZM128 60H127V62H128ZM162 60V59H161ZM160 60V61H161ZM167 60V59H166ZM180 60V61H181ZM188 60V59H187ZM214 60V59H213ZM216 60V61H217ZM222 60H223V58H222ZM225 60H226V58H225ZM233 60V59H232ZM252 60V59H251ZM14 61V60H13ZM66 61H68V60H66ZM151 61H154V60H151ZM180 61H179V63H180ZM185 61H186V58H185V60L183 61L184 63H185ZM194 61V60H193ZM209 61V60H208ZM216 61H214L215 62V64H218L219 63V61H218V63H216ZM14 62V63H15ZM40 62H42V61H40ZM79 62V66H78V68H81V70H79L78 71V69L77 68H75V69H73V70H77L78 72L76 73H74V75H75V79H76V81L74 80V82H76V84H78V86H80L81 84H84L83 85V87L84 86H86V82L88 81V78H89V73H90V69H91V66H92V62L90 63V66L89 65H87V63L89 62H83V64L85 65V67L86 68H83V64H81V62L80 61H77V62H74L75 64H77ZM101 62V61H100ZM162 62V61H161ZM160 62V63H161ZM174 62H175V60L173 61V68L176 66V65H174ZM222 62V61H221ZM220 62V63H221ZM260 62V61H259ZM32 63V62H31ZM47 63V62H46ZM72 63L70 62H68V65L67 66H65V62H64V68H66L67 67V70H68V66H69V64H71V66H72ZM103 63V62H102ZM135 63H136V61H135ZM140 63H142V62H140ZM175 63H177V61L175 62ZM203 63H205L204 61H203ZM44 64V63H43ZM133 64V63H132ZM214 64V63H213ZM35 65H36V63H35ZM119 65V64H118ZM165 65V64H164ZM171 65V66H172ZM179 65V64H178ZM177 65V66H178ZM76 66V65H75ZM97 67V65L95 64H93V66H92V68L93 69H91V72H93V73H95L94 71L96 70V67ZM100 66H102V64L100 63ZM170 66V65H169ZM183 66V65H182ZM191 66V65H190ZM189 66V67H190ZM196 66V65H195ZM201 66H202V62H201ZM214 66V65H213ZM218 66H219V64H218ZM31 67H33V65L31 66ZM35 67V66H34ZM45 67V66H44ZM73 67V66H72ZM95 67V68H94ZM120 67V65L118 66V68ZM140 67V66H139ZM185 67H188V66H185ZM257 67V66H256ZM259 67V66H258ZM56 68V67H55ZM59 68V67H58ZM70 69H71V67H69ZM88 68H89V70H88ZM103 68L105 69V70H103ZM103 68H101L102 69V71L103 72H106V71H108V70H106V66L104 67L103 66ZM112 68H111V70H110V72L112 71ZM137 68H138V66H137ZM169 68V67H168ZM172 68V69H173ZM179 67H177L176 69H178ZM191 68H192V66H191ZM204 68V70L206 69V67H203ZM202 68V69H203ZM208 68V67H207ZM254 68V67H253ZM260 68V67H259ZM258 68V69H259ZM11 68H9V70H10ZM63 69V68H62ZM70 69L68 70V71H66V74H67V72H69V74H70V76H72L71 74H72V72L70 71ZM85 69H86V71H85ZM100 69V70H101ZM124 69V68H123ZM122 68H121V70H123ZM127 69V68H126ZM135 69V68H134ZM165 69V68H164ZM175 69V68H174ZM173 69V70H174ZM180 69H181V67H180ZM250 69V68H249ZM7 70V69H6ZM56 70H57V68H56ZM72 70V71H73ZM116 70V69H115ZM129 70V69H128ZM183 70V69H182ZM191 70V69H190ZM252 69H250V71H251ZM256 70V69H255ZM11 71V70H10ZM117 72H119L120 71V69H119V71H118V69L116 70ZM140 70L138 69V71L137 72H139ZM186 70H184V72H185ZM188 71V70H187ZM187 71H186V74H187ZM2 72V71H1ZM47 72V71H46ZM53 72V71H52ZM61 72V71H60ZM88 72V73H87ZM97 72V71H96ZM137 72L135 73V71H134V75L135 74H137ZM174 72V71H173ZM180 72V71H179ZM192 72V71H191ZM248 72V71H247ZM253 72H255L254 70H253ZM264 72V71H263ZM119 73H122V71L121 72H119ZM126 73V72H125ZM128 73H129V71H128ZM127 73V74H128ZM158 73V72H157ZM162 73L163 72H161V75H162ZM175 73V72H174ZM242 73H243V71H242ZM61 74V73H60ZM106 74V73H105ZM141 74V73H140ZM139 74V75H140ZM153 74V73H152ZM156 74V73H155ZM158 74H160V73H158ZM167 74V73H166ZM186 74H184V75H186ZM245 74V73H244ZM7 75H9V74H7ZM68 75V74H67ZM74 75L72 76V78L71 79H74ZM87 75H88V78H87ZM90 75H92V74H90ZM130 75H131V73H130ZM149 75V74H148ZM181 75V74H180ZM180 75H179V77H180ZM261 75H262V73H261ZM4 76V75H3ZM16 76V75H15ZM84 77V79H82L83 77ZM124 76V80L126 79V74L124 75H122V77ZM141 76H142V74H141ZM140 76V77H141ZM146 76V75H145ZM154 76V75H153ZM5 77V76H4ZM8 78H9V76H7ZM12 76H10V78H11ZM91 77V76H90ZM138 77V76H137ZM240 77V76H239ZM263 77V76H262ZM1 78V77H0ZM135 78V77H134ZM185 78V77H184ZM258 78H259V76H258ZM264 78V77H263ZM71 79H69L70 80V83L73 81V80H71ZM251 79H252V77H251ZM6 80V79H5ZM68 80V81H69ZM81 80H82V82H81ZM119 80L121 81V80H123V79H120L119 78ZM141 80V79H140ZM145 80H147V78L145 79ZM240 80H241V78H240ZM239 80V81H240ZM244 80H245V76H244ZM244 80H241L242 82L244 81ZM254 80H255V78H254ZM253 80V81H254ZM8 81V80H7ZM46 81V80H45ZM151 81V80H150ZM234 81V80H233ZM81 82V83H80ZM138 82V81H137ZM17 83V82H16ZM48 83H49V81H48ZM54 83V82H53ZM68 84L67 85H69V82H67ZM45 84H47V82L45 83ZM90 84V83H89ZM235 84V83H234ZM233 84V85H234ZM236 84H237V82H236ZM241 84V83H240ZM251 84V83H250ZM258 84H261V83H259L258 82ZM264 84V83H263ZM51 85V84H50ZM57 85V84H56ZM74 86H75V84H73ZM184 85V84H183ZM73 86V87H74ZM89 85L87 84V86L86 87H88ZM136 86V85H135ZM185 86H186V84H185ZM4 87V86H3ZM53 86L51 85V87H49V89L47 88V90L49 91L50 90V88L54 91V89L57 91V89L55 88V86H54V89L52 88ZM83 87L81 88V86H80V88L81 89H79V90H81L82 91V89H83ZM139 87V86H138ZM254 87H255V85H254ZM10 88H11V86H10ZM38 88H39V86H38ZM58 88V87H57ZM75 88H77V87H75ZM236 88V87H235ZM250 88H251V86H250ZM252 88H253V86H252ZM35 90V92H36V89L37 88H34ZM243 89V88H242ZM3 90H4V88H3ZM52 90H50L51 92H52V96L54 95L55 96V94H53V91ZM212 90H213V88H212ZM0 91H1V89H0ZM14 91V90H13ZM55 91V92H56ZM210 91H211V89H210ZM259 91V90H258ZM51 92H49V93H47V95H49V96H47L46 98H49V99H51V101L53 100V98H51L52 96H51ZM83 92H85V90H83ZM215 92V91H214ZM261 92H262V88H261ZM261 92L259 93V94H261ZM9 93V92H8ZM10 93H12V92H10ZM15 93V92H14ZM24 93V92H23ZM29 93H31V92H29ZM82 93V92H81ZM254 93L256 94L257 92H255L254 91ZM1 94H2V92H1ZM17 94V93H16ZM15 94V95H16ZM37 94V93H36ZM83 94V93H82ZM8 95V94H7ZM29 95V94H28ZM34 95H35V93H34ZM12 96H13V94H12ZM12 96H10L9 97V99L12 97ZM247 96V95H246ZM249 96V95H248ZM262 96V95H261ZM260 96V97H261ZM15 96H13V98H14ZM32 97V96H31ZM45 97V96H44ZM250 97V96H249ZM254 97V96H253ZM252 97V98H253ZM256 97V96H255ZM258 97V96H257ZM30 98V97H29ZM57 98V97H56ZM6 99H8V98H5L4 100H6ZM33 99V98H32ZM43 99H45V98H43ZM42 99V100H43ZM49 99H48V102L47 103H50L49 102ZM247 99V98H246ZM2 100H3V97H2ZM38 100V99H37ZM41 100V99H40ZM37 101V102H41V101ZM46 100V99H45ZM57 100V99H56ZM254 100V99H253ZM54 101H55V98H54ZM183 101V100H182ZM249 101H250V98H249ZM256 101H258V99H256ZM10 102V101H9ZM34 102V101H33ZM264 102V101H263ZM0 103H1V101H0ZM18 103V102H17ZM46 103V104H47ZM56 103H58L57 101H56ZM20 104V103H19ZM19 104L17 105L18 106V108L21 106H19ZM60 104V103H59ZM26 105V104H25ZM29 105V104H28ZM28 105H26V106H28ZM36 105V104H35ZM41 105H43V104H41ZM65 105V104H64ZM63 105V106H64ZM77 106V105H76ZM75 106V107H76ZM256 106V105H255ZM258 106V105H257ZM39 107H40V105H39ZM43 107V106H42ZM66 107L67 108H69L67 105H66ZM65 107V108H66ZM84 107V106H83ZM18 108H16V109H14V111L15 110H17ZM22 108V107H21ZM44 108H45V105H44ZM44 108H43V110H44ZM66 108V109H67ZM71 108V107H70ZM41 109V108H40ZM65 109L63 108V111H64ZM14 111H13V113H14ZM66 111V110H65ZM72 112V111H71ZM68 113V112H67ZM15 114V113H14ZM205 114H207V113H205ZM58 116V115H57ZM67 117V116H66ZM255 117H256V115H255ZM254 117V118H255ZM261 117H263V116H261ZM76 119V118H75ZM67 120V119H66ZM215 120V119H214ZM225 120V119H224ZM26 121V120H25ZM221 121V120H220ZM257 121V120H256ZM260 121V120H259ZM254 122V121H253ZM17 124V123H16ZM15 124V125H16ZM28 124V123H27ZM30 124V123H29ZM237 125V124H236ZM252 125V124H251ZM260 126V125H259ZM258 126V123H257V128L259 127ZM10 127V126H9ZM14 126H12V128H13ZM220 127H221V125H220ZM16 128H18V127H16ZM15 128V129H16ZM3 130H4V128H3ZM255 130H257V129H255ZM254 131V130H253ZM255 133V132H254ZM251 134H253V132L251 133ZM179 135H181V132H180V134ZM262 136V135H261ZM177 138H178V135L176 136ZM177 138H176V140H177ZM233 138V137H232ZM246 138V137H245ZM248 138V137H247ZM182 139V138H181ZM184 139V138H183ZM189 139V138H188ZM251 139L253 140V138L251 137ZM256 139V138H255ZM180 140V139H179ZM182 141V140H181ZM193 141V143H194V140H192ZM191 140H190V142H192ZM206 141L208 142V140L206 139ZM210 141V140H209ZM239 141V140H238ZM176 142V141H175ZM180 142V141H179ZM207 142H206V145H207ZM227 142V141H226ZM230 142H231V140H230ZM255 142V141H254ZM144 143V142H143ZM198 143V142H197ZM196 143V144H197ZM238 143V142H237ZM146 144V143H145ZM179 144V143H178ZM185 144V143H184ZM187 144V143H186ZM209 144H210V142H209ZM234 144V143H233ZM245 144V143H244ZM247 144V143H246ZM258 144V143H257ZM262 144H264V143H262ZM80 145V144H79ZM78 145V146H79ZM170 145H171V143H170ZM172 145H173V143H172ZM183 145V144H182ZM190 145V144H189ZM224 145V144H223ZM227 145V144H226ZM72 146V145H71ZM212 146V145H211ZM248 146V145H247ZM246 147V146H245ZM258 147V146H257ZM261 147V146H260ZM194 147H192V149H193ZM244 148V147H243ZM243 148H241V150L243 149ZM182 149H183V147H182ZM262 149H263V147H262ZM262 149H261V154H262ZM174 150H175V148H174ZM176 150H177V148H176ZM237 150H238V148H237ZM264 150V149H263ZM169 151V150H168ZM171 151V150H170ZM193 150H191V152H192ZM208 151V150H207ZM229 151V150H228ZM174 152V151H173ZM197 152H199V151H197ZM210 152V151H209ZM213 152V151H212ZM226 153H227V151H225ZM225 152H221V153H223L222 154V156L224 155V153ZM259 152V151H258ZM159 153V151L157 150V153L156 154H158ZM195 153V152H194ZM206 153V152H205ZM211 153V152H210ZM220 153V154H221ZM230 153V152H229ZM180 154V153H179ZM196 154V153H195ZM202 154V153H201ZM247 154H248V152H247ZM181 155V154H180ZM214 154H212V156H213ZM226 155V154H225ZM256 155V154H255ZM263 155V154H262ZM262 155H261V157H262ZM188 156V155H187ZM193 156V155H192ZM195 156V155H194ZM212 156H211V158H212ZM221 156V157H222ZM227 156H229L228 155V153H227V155H226V157L225 158H227ZM245 156V155H244ZM199 157V156H198ZM203 157H205V156H203ZM214 157V156H213ZM219 157V156H218ZM217 157V158H218ZM246 157V156H245ZM260 157V158H261ZM157 158H158V156H157ZM223 158V162H224V157H222ZM236 158V157H235ZM243 158V157H242ZM242 158H240V159H238L237 160V166H238V163H239V160L241 161L242 160ZM255 158V157H254ZM264 158V157H263ZM263 158L261 159V161H258L257 163H258V165H257V167L260 165V163H261V165H263ZM162 159V158H161ZM176 159V158H175ZM188 159V158H187ZM196 159V158H195ZM231 159V158H230ZM257 159V158H256ZM255 159V160H256ZM258 159H259V157H258ZM257 159V160H258ZM214 160V159H213ZM245 160V159H244ZM82 161V160H81ZM95 162H96V159L94 160ZM171 161L172 160H170L169 161V163H171ZM217 161V160H216ZM225 161H226V159H225ZM227 161H228V158H227ZM232 161V160H231ZM243 161V160H242ZM253 161H254V159H253ZM118 162V161H117ZM120 162V161H119ZM127 162H128V158H127ZM133 162H134V160H133ZM162 162V161H161ZM220 162V161H219ZM233 162H234V159H233ZM256 162V161H255ZM61 163V162H60ZM130 163V162H129ZM131 163H132V161H131ZM135 163V162H134ZM174 163H175V161H174ZM176 163H177V160H176ZM214 163H215V161H214ZM228 163H230L229 161H228ZM236 163V162H235ZM247 163V162H246ZM256 163V164H257ZM115 164H117V163H115ZM138 165H139V163H137ZM165 164V163H164ZM217 164H218V162H217ZM232 164H234V163H232ZM240 164V163H239ZM243 164V163H242ZM256 164H253V166H256ZM119 165V164H118ZM118 165H115L116 167L118 166ZM124 165H125V163H124ZM148 165H149V163H148ZM177 165V164H176ZM176 165H175V167H176ZM221 165H222V163H221ZM243 165H245V164H243ZM261 165H260V167H258V169H261ZM56 166V165H55ZM114 166V167H115ZM120 166V165H119ZM129 166V165H128ZM142 166H143V169H144V165L142 164ZM223 166V165H222ZM227 166V165H226ZM230 166H231V164H230ZM250 166H251V164H250ZM252 166V168H254ZM95 167V166H94ZM102 166H100V168H101ZM121 167V166H120ZM137 167V166H136ZM154 167V166H153ZM152 167V168H153ZM164 167V166H163ZM178 167L180 168V165L178 164ZM216 167V166H215ZM218 167V166H217ZM219 167H220V164H219ZM240 167H241V164H240ZM240 167H238V168H240ZM246 167V169H247V171L251 168V167H248V165L247 166H243L242 167V171H241V173L242 172H245L246 171V169H244L243 170V168H245ZM109 168V167H108ZM111 168V167H110ZM119 167H117V169H115L114 171H113V168H112V171L110 172V169H109V173H111V174H107V175H105V178H104V180H102L103 181V184H104V188H105V183H104V181L105 180H110L111 181V183L112 182H115L117 185L119 184V182L121 181V174L122 173H118V172H120V170L118 169ZM228 168L230 169V167L228 166ZM228 168H226V170L228 169ZM252 168H251V171H252ZM263 169H264V166L262 167ZM135 169V168H134ZM146 169V168H145ZM158 169V168H157ZM182 169V168H181ZM224 169V168H223ZM255 169V168H254ZM253 169V172L252 173H254V171H256L257 170V168H256V170H254ZM93 170V169H92ZM91 170V171H92ZM94 170H95V168H94ZM94 170H93V172H94ZM130 170H131V167H130ZM139 170H140V168H139ZM155 170V169H154ZM219 170V169H218ZM96 171V170H95ZM171 171V172H170ZM178 171V172H177ZM177 176L179 177V179H177V182H176V188L174 189L176 192H175V194L174 195H172V196H169V199H168V201H169V203L171 202L170 201V198H171V200L173 199V197L175 198L174 200H177V198H179V197H182V198H186L187 197V199H189L190 200V198L192 197V195H191V186L193 185V183L192 184H190V181L192 180L191 178L189 179V177L186 179V177H187V175H188V173H186L185 174V176H184V178H183V173L182 172H179V170L177 169ZM221 171V170H220ZM92 172V173H93ZM100 172H101V170H100ZM123 172V171H122ZM132 172H134L133 171V168H132ZM155 172H157V171H155ZM159 172V171H158ZM166 172V174L164 173V175H165V177H167V176H169V174H167V171H165ZM173 172V174H171ZM224 172H225V170H224ZM228 171H226V173H227ZM234 172H236V170H234ZM259 172H261V173H259ZM263 171L261 170V171H257V173H258V175H260L261 177L263 176V179H264V173H262ZM91 173V174H92ZM95 173V172H94ZM93 173V174H94ZM103 173V172H102ZM101 173V174H102ZM106 173V172H105ZM105 173H103L101 176H98V178L100 177V180L103 178L102 176L105 174ZM108 173V172H107ZM169 173L171 174V175H173V176H175L176 175V173H175V169H171V170H169ZM182 173V174H181ZM191 173V172H190ZM248 173H249V171H248ZM248 173H247V175H248ZM64 174V173H63ZM156 174H159V173H156ZM161 174H162V172H161ZM179 174V175H178ZM255 174H256V172H255ZM255 174L254 175H252L254 178L257 176H255ZM261 174H263V175H261ZM180 175H182V178L180 177ZM190 176H192L191 174H189ZM205 175V174H204ZM227 175V174H226ZM228 175H229V173H228ZM240 175V173H238V176ZM245 175V174H244ZM87 182H88V180H91V182H92V179H91V177H89L90 175H88V171H87ZM95 176V175H94ZM125 176V175H124ZM128 179H127V174H126V183L125 182H123L124 184H122V181H121V184H119L118 185V189L116 188V185L114 186L115 188H114V191H116L115 189H117V190H119V193H120V191L121 192H123V189L124 188H126V189H128L127 190V192H131L132 193V195H134V196H132L131 194V196L132 197H135V195L137 196V198H139V199H137L136 197H135V199H133V200H136V205H138L139 206V209L137 208V211L135 212V214H134V216L135 217H138L137 219H136V222H135V224L137 225V231L135 232V233H131L130 231L132 230V228L131 229H129L128 230V233H130V234H127L128 235V237L130 236L131 237V235L133 234V236H134V234H136V236H138L139 237V240H140V238H142V240H144V242L148 239V240H154L155 238L156 239H158L159 238V235L162 233V234H165L166 235V238H165V235H164V239H168L167 237H169V235H167L165 232H168L169 231V229H167V221H165V222H163V223H161V221L159 222V218L160 219H162V216L160 215L159 216V214H161V212L160 211H156L155 212V210L153 211V209L151 210V212H150V209H149V198H148V200H147V197L145 196L146 194L147 195H150V194H154V192H159V189H161V190H165V186H164V184L163 185H161L160 183H156V184H154L153 186H151V188H149L148 190L150 191V189H151V192H149L148 190H147V192H142V194H141V182H139L136 178H137V176L136 175H134L133 173H132V177H131V173H129L128 174ZM207 176V175H206ZM237 176V175H236ZM251 176V174L249 173V178H250V180L249 181H247L246 179H245V181H246V186H247V189L249 188V189H251V188H256V186H254V184H256L257 183V181H254V182H256V183H254V182H252L251 180L253 179V177ZM96 177V176H95ZM139 177V176H138ZM141 177V176H140ZM156 177H157V175H155V180H156ZM159 177V176H158ZM240 177V176H239ZM260 177V178H261ZM63 178H67V176H65L64 177V175H63ZM94 178V177H93ZM108 178V179H107ZM146 178V177H145ZM170 178H171V176H170ZM193 178V177H192ZM233 178V177H232ZM257 178H259V176H257ZM256 178V179H257ZM164 179V178H163ZM216 179V178H215ZM221 179V178H220ZM227 180H228V178H226ZM231 179V178H230ZM236 179H238V178H236ZM148 180V179H147ZM151 180V179H150ZM161 180H162V178H161ZM233 180L234 181H236L235 180V178H233ZM232 180V181H233ZM80 181V180H79ZM98 181V180H97ZM101 181V182H102ZM117 181V182H116ZM119 181V182H118ZM142 181V180H141ZM160 181V180H159ZM164 181H165V179H164ZM171 181V180H170ZM175 181V180H174ZM199 181V180H198ZM221 181V183L223 182L222 180H219V182ZM232 181H231V183H232ZM244 181V182H245ZM81 182H83V180L82 181H80V183ZM95 182H96V180H95ZM100 182V181H99ZM144 182L145 181H143V184H144ZM203 182V181H202ZM205 182V181H204ZM207 182V181H206ZM217 182V181H216ZM219 182H218V184H219ZM227 182H230V180H228ZM241 182V181H240ZM249 182V186L247 185V183ZM252 182V183H251ZM261 182H262V180H261ZM261 182H260V186L258 187V190H259V188H261V186L263 185V184H261ZM79 183V182H78ZM171 183H173V182H171ZM175 183V182H174ZM174 183L172 184V185H174ZM207 183H209V181L207 182ZM223 183H226V181H224ZM94 183H92L91 185H93ZM126 184H128L127 186H125ZM142 184V185H143ZM167 184H169V183H167ZM250 184H251V186H250ZM36 185H37V183H36ZM38 185H40L41 186V183L40 184H38ZM42 185H44V182L42 183ZM79 185V184H78ZM77 185V186H78ZM89 185H90V181H89ZM122 185H123V187H122ZM211 185V184H210ZM215 185V184H214ZM223 185V184H222ZM228 185H230V183L228 184ZM232 185V184H231ZM72 186H74V185H72ZM258 186V185H257ZM83 187H85V185L83 184ZM119 187H121V189H119ZM153 187H156V188H158V189H154ZM220 187H221V185H220ZM225 187H227V185H225L224 186V188ZM245 187V186H244ZM64 188V187H63ZM93 188V187H92ZM94 188L96 189L97 187L95 186V184H94ZM142 188H143V186H142ZM204 188V187H203ZM218 188V187H217ZM232 188V187H231ZM239 189H240V185H239V187H238ZM237 188V189H238ZM246 188V187H245ZM61 189H62V187H61ZM88 189V188H87ZM87 189H82L81 188V190H82V194L80 193V195H82L81 197L82 198H86V196H87ZM102 189H103V186H102ZM106 189V188H105ZM125 189V190H126ZM171 189H172V186H171ZM170 189V190H171ZM222 189H223V187H222ZM247 189H245V190H247ZM155 190V191H154ZM194 190H196V189H194ZM193 190V191H194ZM204 190L205 189H203V190H200L201 191V193L203 192L204 193ZM227 190V189H226ZM62 191H64V190H59V194H60V192L62 193ZM197 191H198V189H197ZM222 191V190H221ZM236 191V190H235ZM94 192V191H93ZM230 191H228V193H229ZM237 192H239V191H237ZM242 192V191H241ZM240 192V193H241ZM248 192V191H247ZM261 192V190L259 191V193ZM85 193H86V196H85ZM104 193V192H103ZM102 193V194H103ZM125 193V192H124ZM134 193V194H133ZM143 193H144V196H142L143 195ZM200 193V194H201ZM203 193H202V195H203ZM243 193H245V192H243ZM59 194H57V195H59ZM63 194V193H62ZM65 194H66V192H65ZM125 194H127V193H125ZM163 194H164V192H163ZM163 194H161L162 196H163ZM229 194H231V193H229ZM233 194V193H232ZM231 194V195H232ZM71 195H72V193H71ZM202 195H201V197H202ZM237 195H239L240 196V194H237ZM251 195V194H250ZM103 196V195H102ZM204 196V195H203ZM233 196V195H232ZM261 196V195H260ZM104 197H105V194H104ZM196 197V196H195ZM201 197H200V200H201ZM211 197V196H210ZM227 197V196H226ZM225 197V198H226ZM235 194H234V196H233V199H235ZM253 197V201L255 200L254 198V196H252ZM108 198V197H107ZM107 198H106V200H107ZM261 198V197H260ZM84 199H81V200H84ZM153 199V198H152ZM192 199V198H191ZM205 199V198H204ZM231 200H232V198H230ZM100 200L102 201L103 200V198L101 197L100 198ZM132 200V199H131ZM150 200H151V198H150ZM167 200V199H166ZM193 200V199H192ZM199 200V199H198ZM258 200H261V199H259V196H258V198H257V202L259 203V201ZM80 200L78 199V202H79ZM85 201V200H84ZM86 201H87V199H86ZM85 201V202H86ZM108 201V200H107ZM193 201H195V200H193ZM225 199L223 200V201H221L220 203H219V205H218V208L219 207H221V208H224V205H227L228 206V201H227V204H225ZM235 201V200H234ZM83 202V201H82ZM106 202V201H105ZM113 202V201H112ZM172 202L175 204V206H173V204H172V206L171 207H173L174 208V210L177 208L176 207V202H174L173 200H172ZM197 202V201H196ZM231 202V201H230ZM229 202V203H230ZM247 202V204H248V201H246ZM108 203V202H107ZM120 201L118 202V205L120 206ZM150 203H151V201H150ZM234 203V202H233ZM252 203H254V202H252ZM256 203V202H255ZM258 203L256 204V205H258ZM261 203V202H260ZM260 203H259V205H258V207L260 208ZM84 204V203H83ZM88 204V203H87ZM130 204V203H129ZM151 204H153V203H151ZM201 204H202V202H201ZM206 204H208V202L206 203ZM251 204V203H250ZM90 205V204H89ZM100 205V204H99ZM133 205V204H132ZM140 205L142 206V205H145V208L149 211V213H152L151 214V217H149V219H146L145 220V222L146 221H148V222H150L149 223V225L151 224V222H152V224H153V227H151V231H150V228H149V230H148V227H147V225H148V223H146L145 224V226L143 225V224H140V223H143V216H144V213L141 211L142 210V208H140ZM170 205H171V203H170ZM205 205V204H204ZM232 206H230V204H229V206L230 207H233L234 205L233 204H231ZM249 205V204H248ZM253 205V204H252ZM96 206V205H95ZM208 206V205H207ZM206 206V207H207ZM209 206H212V204H209ZM208 206V207H209ZM116 207V206H115ZM115 207H114V209H115ZM143 207V206H142ZM117 208V207H116ZM144 208V207H143ZM159 208V207H158ZM164 208V207H163ZM255 208V210H256V208L257 207H254ZM254 208H253V210H254ZM94 209H95V207H94ZM157 209V208H156ZM161 210H162V208H160ZM211 209V208H210ZM216 209V208H215ZM145 210V209H144ZM194 210V209H193ZM261 210V209H260ZM114 211V210H113ZM258 211V213H259V210H257ZM254 212V215H256L257 214V212L255 213V211H253ZM87 213V212H86ZM86 213L85 214H83L82 216H86L87 217V215H86ZM105 213H106V211H105ZM149 213H147L148 215H149ZM162 213H163V211H162ZM197 213V212H196ZM82 214V213H81ZM146 214V213H145ZM146 214V215H147ZM193 214H194V216H193ZM220 214V213H219ZM218 214V215H219ZM223 214V213H222ZM221 214V215H222ZM91 215V214H90ZM110 215H111V213H110ZM130 215V214H129ZM190 216H193L194 218V221H196V217L198 216V213H197V216H196V214H195V212L194 211H192V213L191 214H189ZM189 215H188V217H187V214H186V211H184V210H182L181 211V213H180V215H177L178 216V218H177V216L176 217H174L175 218V221H176V218H177V224H178V227H180L181 225L182 226H185V224H189L190 222H192V223H195V222H193V221H191V220H193L192 219V217H189ZM259 215L260 214H258V216H257V218H259V220H262L264 217L262 216V213H261V215H260V217H259ZM105 216V215H104ZM127 216V215H126ZM77 217H78V215H77ZM92 217V216H91ZM107 217H108V215H107ZM125 217V216H124ZM133 217V216H132ZM135 217H133V219L135 218ZM263 217V218H262ZM81 218V217H80ZM88 218V217H87ZM100 218V217H99ZM112 218V217H111ZM144 218H146V216L144 217ZM173 218V219H174ZM89 219V218H88ZM108 219H109V217H108ZM188 219V220H187ZM187 220V221H186ZM190 220V221H189ZM248 220H250V219H248ZM258 220V221H259ZM62 221V220H61ZM67 221V220H66ZM94 221H95V217H94ZM117 221V220H116ZM124 221V220H123ZM57 222H59V221H57ZM63 222V221H62ZM75 222V221H74ZM80 222H81V220H80ZM90 222L92 223L93 222V219H92V221L90 220ZM101 222H102V220H101ZM121 222V221H120ZM157 222V223H156ZM246 222H248V221H246ZM254 222H255V219H254ZM104 223V222H103ZM103 223L101 224V226H103ZM126 223H129V221H127ZM159 223V224H158ZM250 223V222H249ZM60 224V223H59ZM68 224V223H67ZM112 224H113V222H112ZM134 224V225H135ZM169 224H171V223H169ZM174 224V223H173ZM172 224V225H173ZM197 224V223H196ZM259 224H260V222H259ZM259 224H257L256 223V225L258 226ZM61 225V224H60ZM59 225V226H60ZM73 225H74V223H73ZM78 225H79V223H78ZM99 225H100V223H99ZM106 225V224H105ZM104 225V226H105ZM109 225V224H108ZM107 225V226H108ZM120 225V224H119ZM154 225H156L157 226V230H156V232L155 231H153L152 229L154 228V227H156V226H154ZM175 225V224H174ZM194 224H191V226L192 227H194L193 226ZM199 225V224H198ZM261 225V224H260ZM62 226V225H61ZM60 226V227H61ZM70 226V225H69ZM75 226V225H74ZM76 226H77V224H76ZM94 226H96V225H94ZM106 226V227H107ZM112 226V225H111ZM116 226V225H115ZM129 226H132V224L131 225H129ZM129 226H128V228H129ZM141 226H143L142 228H143V230H142V228H141ZM58 227V226H57ZM56 227V228H57ZM60 227H58L57 228V232L59 231H61L62 230V227L60 228ZM110 227V226H109ZM113 227H114V225H113ZM138 227H139V230H138ZM145 227H147V228H145ZM188 227H189V225H188ZM250 227H251V223H250ZM79 229H80V227H78ZM102 228V227H101ZM100 227H99V229H101ZM120 228V227H119ZM118 228V229H119ZM126 228H127V226H126ZM141 228V229H140ZM174 228H175V226H174ZM190 228V227H189ZM196 228V227H195ZM194 228V229H195ZM64 229V228H63ZM76 229V228H75ZM90 229V228H89ZM103 230L105 229L104 227L102 228ZM135 229V230H136ZM184 229H186L185 227L182 229V231L184 230ZM188 229V228H187ZM74 230V229H73ZM77 230V229H76ZM127 230V229H126ZM149 231V232H145V231ZM252 231L250 232L251 234V237H252V232H253V228L251 229ZM56 231V230H55ZM63 231H65V229L63 230ZM62 231V232H63ZM81 231H84L83 230V228H82V230ZM111 231H113V228H112V230ZM144 231V232H143ZM152 231H153V234H152ZM176 231H177V229H176ZM179 231V230H178ZM190 231V230H189ZM238 231V230H237ZM66 232V231H65ZM75 232V231H74ZM101 232V231H100ZM158 232H161V233H159V235H158V238H157V236L155 237V234L156 233H158ZM174 232V233H173ZM78 233V232H77ZM113 233V232H112ZM171 235V239H172V237L174 236V234L176 233L174 230L172 231V230H170V232H169ZM184 233L186 234V230L184 231ZM193 233H194V236H196V234H195V232L193 231ZM196 233H197V231H196ZM249 233V232H248ZM92 234V233H91ZM109 234V233H108ZM142 234V237L141 236H139V235H141ZM151 234V235H150ZM162 234H161V238L163 237L162 236ZM177 234V233H176ZM176 234H175V240L177 239V236H176ZM183 234V233H182ZM191 234V232L190 233H188V235H190ZM73 235H74V233H73ZM75 235H76V233H75ZM153 235V236H152ZM249 235V234H248ZM249 235V236H250ZM254 235H256V236H258V234L256 233V232H254ZM132 236V237H133ZM145 236V237H144ZM148 236H149V238H148ZM186 236H187V234H186ZM193 236V237H194ZM227 236H228V234H227ZM239 236V235H238ZM255 236V237H256ZM80 237H81V235H80ZM121 237H123V235H121ZM147 237V238H146ZM155 237V238H154ZM237 237V236H236ZM245 237H246V235H245ZM251 237H249L250 239H252ZM254 237V238H255ZM260 237V236H259ZM116 236H115V240H116ZM133 238H135V236L133 237ZM144 238H146V240L144 239ZM154 238V239H153ZM191 238V237H190ZM196 238H197V236H196ZM199 238H200V236H199ZM240 238V237H239ZM257 238L258 237H256L255 238V242H257V241H259V240H257ZM72 239H73V237H72ZM99 239V238H98ZM103 239V238H102ZM121 239V238H120ZM138 239V238H137ZM155 239V240H156ZM173 239H174V237H173ZM172 239V240H173ZM188 239H189V237H188ZM194 239V238H193ZM75 240V239H74ZM112 240H113V238H112ZM122 240V239H121ZM147 240V241H148ZM160 241H161V239H159ZM169 240V239H168ZM201 240H202V237H201ZM106 241V240H105ZM123 241V240H122ZM71 242V241H70ZM94 243L93 244H91L92 243V241H90V243L88 244V247H91L92 246V248H88L87 249V247L82 251V253H83V256H82V258L83 259H85V257L88 259V261L90 260V262L89 263H91V262H93V260L95 261V259H96V262H93L94 264L95 263H98L99 264V262H98V259L94 256V255H96V256H98V253H95L94 254V252H96V249L94 250V248H95V245H97L96 244V240L95 241H93ZM143 242V243H144ZM243 242H244V240H243ZM242 242V243H243ZM66 243V242H65ZM86 243H87V240H86ZM113 243L115 244V242L113 241ZM118 243V242H117ZM170 243V242H169ZM186 243H187V241H186ZM195 243V242H194ZM260 243V242H259ZM153 244V243H152ZM163 244H165L164 243V241H163V243H162V245ZM192 244H193V242H192ZM159 245H160V243H159ZM243 245V244H242ZM87 246V245H86ZM93 246H94V248H93ZM165 246H167L166 244H165ZM165 246H164V252H166L165 251ZM195 246V245H194ZM160 247H161V245H160ZM177 247V246H176ZM162 248V247H161ZM86 249H87V251H86ZM92 249H93V256L95 257V259H93V256H92V252H90V250L92 251ZM177 249H179V250H181V247H180V245H179V248L177 247ZM143 250V249H142ZM184 250V249H183ZM189 250V252H191V250H190V248L188 249ZM243 250V249H242ZM161 251V250H160ZM146 252V251H145ZM163 251H161L160 253H162ZM164 252H163V254H164ZM181 252V251H180ZM187 252V251H186ZM87 254H89V256L87 257ZM147 254V253H146ZM150 254V253H149ZM157 254V253H156ZM163 254L161 255V257L163 256ZM166 254V253H165ZM180 254H182V253H180ZM188 254V253H187ZM192 255H193V252H192ZM92 257V259H90ZM101 258V257H100ZM162 258H164V256L162 257ZM199 258V257H198ZM247 258H250L249 256L247 257ZM152 259V258H151ZM190 259H188V261H189ZM194 262H195V260H194V257H193V259H192ZM206 260H208V258L206 259ZM87 261V262H88ZM100 261V260H99ZM187 261V260H186ZM198 261H199V259H198ZM209 261V260H208ZM200 262V261H199ZM165 263H167V262H165ZM193 263V262H192ZM110 264V263H109ZM202 264V263H201Z\"/></svg>",
	"mask_w": 264,
	"mask_h": 264
},
{
	"label": "snow or ice",
	"instance_id": "snow-or-ice-1",
	"mask_svg": "<svg viewBox=\"0 0 264 264\" xmlns=\"http://www.w3.org/2000/svg\"><path fill=\"white\" fill-rule=\"evenodd\" d=\"M5 8L12 7L10 5H4ZM261 213L262 216H264V185L261 186ZM261 244L264 246V228L261 230ZM0 264H23V262L15 261V260H5L0 262ZM262 264H264V261H262Z\"/></svg>",
	"mask_w": 264,
	"mask_h": 264
}]
</instances>
